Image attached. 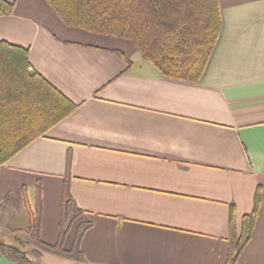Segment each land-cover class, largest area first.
Instances as JSON below:
<instances>
[{"label": "crops", "instance_id": "0c3cea01", "mask_svg": "<svg viewBox=\"0 0 264 264\" xmlns=\"http://www.w3.org/2000/svg\"><path fill=\"white\" fill-rule=\"evenodd\" d=\"M5 1L0 41L27 49L29 72L76 108L0 163V241H26L39 195L40 238L57 244L68 192L81 215L63 249L78 253L39 249L35 264H227L258 207L236 264H264V0H218L198 82L67 27L45 0ZM0 264L16 263L0 252Z\"/></svg>", "mask_w": 264, "mask_h": 264}, {"label": "trees", "instance_id": "16d2710c", "mask_svg": "<svg viewBox=\"0 0 264 264\" xmlns=\"http://www.w3.org/2000/svg\"><path fill=\"white\" fill-rule=\"evenodd\" d=\"M67 27L130 42L142 57L167 78L198 82L207 66L221 29L218 0H45ZM15 5L0 0V16L11 15ZM28 50L0 41V163L19 153L65 119L76 105L37 73H30ZM31 214L20 247L0 241V252L16 264H35L30 254L41 250L73 257L63 244L81 211L68 192L64 196L61 233L55 245L40 238L41 211ZM258 207L245 216L241 235L230 239L227 264H236L250 241ZM89 226L84 225L83 231ZM80 238V236H79ZM34 245L38 249H33ZM23 250V247H28ZM77 247V245L75 246Z\"/></svg>", "mask_w": 264, "mask_h": 264}, {"label": "rangeland", "instance_id": "374dc122", "mask_svg": "<svg viewBox=\"0 0 264 264\" xmlns=\"http://www.w3.org/2000/svg\"><path fill=\"white\" fill-rule=\"evenodd\" d=\"M40 226H41V223H40ZM21 237H23V235H21ZM24 238H26L25 240H29V236L28 235H25ZM23 250H27V248H23ZM77 255V254H75Z\"/></svg>", "mask_w": 264, "mask_h": 264}]
</instances>
